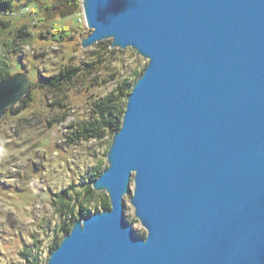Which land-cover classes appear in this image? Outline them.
I'll return each mask as SVG.
<instances>
[{
	"label": "water",
	"instance_id": "95a60500",
	"mask_svg": "<svg viewBox=\"0 0 264 264\" xmlns=\"http://www.w3.org/2000/svg\"><path fill=\"white\" fill-rule=\"evenodd\" d=\"M89 48L149 60L108 168L111 208L78 219L47 264H264V0H82ZM0 81V121L31 91ZM147 230L127 220L125 196Z\"/></svg>",
	"mask_w": 264,
	"mask_h": 264
},
{
	"label": "rangeland",
	"instance_id": "374dc122",
	"mask_svg": "<svg viewBox=\"0 0 264 264\" xmlns=\"http://www.w3.org/2000/svg\"><path fill=\"white\" fill-rule=\"evenodd\" d=\"M74 1L77 10L68 16L60 6L65 0L21 5L12 14L0 9V20L10 23L0 27V61L10 65L11 75L27 72L33 97L24 104L27 95L0 121V264H47L58 248L52 250V244L65 237L60 229L71 220L69 210H80L90 174L99 161L108 166L113 139L73 141L77 124L92 120L97 101L119 85H135L137 73L143 75L149 63L132 48H112L111 40L83 48L82 40L92 31L82 0ZM24 25L31 35L25 44L17 37ZM67 66L83 71L62 89L50 88V78ZM131 189L125 215L146 237L131 203L134 183ZM94 192L91 215L104 211L97 204L107 196Z\"/></svg>",
	"mask_w": 264,
	"mask_h": 264
},
{
	"label": "trees",
	"instance_id": "16d2710c",
	"mask_svg": "<svg viewBox=\"0 0 264 264\" xmlns=\"http://www.w3.org/2000/svg\"><path fill=\"white\" fill-rule=\"evenodd\" d=\"M46 0H0V9L4 10L7 13H15L21 5L24 7L31 6L32 4H45ZM74 0H65V5H60L64 8L62 11L63 16H68L76 12L77 7L74 4ZM10 23L6 20H0V27L8 28ZM18 39L25 44L31 35L28 33L27 25H24L20 31L17 33ZM111 42H105V46L110 44ZM103 61L102 55L98 59V64ZM10 65L6 62L1 63L0 61V80H3L9 77L12 73L9 71ZM94 68V65L90 67V72ZM83 71L81 67H71L67 66L64 67L58 75L55 77L50 78L47 82V85L50 88L54 89H62L63 86L70 84L77 78L80 72ZM142 76L141 74L137 73L138 79ZM137 79V81H138ZM136 81V82H137ZM135 82V83H136ZM134 83V84H135ZM134 85L129 84V81H125L123 84L119 85L112 93L107 95L105 98L97 101L96 108L93 111V119L81 122L77 124V129L74 134L73 141H91V140H104L106 138L113 139L116 132L120 131L122 127V122L124 118V114L126 111V105L128 101V97L133 89ZM33 100L32 93L27 96V98L23 101L24 104L29 103ZM27 106V105H25ZM11 109H8L6 113H8ZM111 143L109 147H111ZM108 168L106 166L105 161H99L97 167L92 171L89 176V185L85 187L83 190L84 192V199L80 204V210L77 213L76 209L69 210V216L71 220L61 227V231L63 235H68L71 231V228L74 222L77 220L78 216H88L91 214V207L90 202L94 198V190L92 188V184L95 180L100 178L103 172ZM68 192L65 191L63 194L67 196ZM101 207L102 210H109L110 209V201L107 196L103 197L100 203L97 204V208ZM99 212V210H98ZM64 238V237H63ZM63 238H57V240L52 244V250L59 247ZM37 263V259H36ZM38 264V263H37Z\"/></svg>",
	"mask_w": 264,
	"mask_h": 264
},
{
	"label": "bare ground",
	"instance_id": "6f19581e",
	"mask_svg": "<svg viewBox=\"0 0 264 264\" xmlns=\"http://www.w3.org/2000/svg\"><path fill=\"white\" fill-rule=\"evenodd\" d=\"M6 113V112H5Z\"/></svg>",
	"mask_w": 264,
	"mask_h": 264
}]
</instances>
